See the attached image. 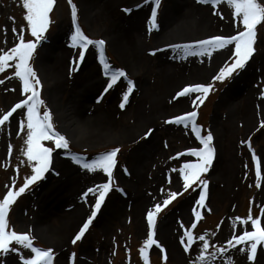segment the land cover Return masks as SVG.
Wrapping results in <instances>:
<instances>
[{
  "label": "rangeland",
  "instance_id": "rangeland-1",
  "mask_svg": "<svg viewBox=\"0 0 264 264\" xmlns=\"http://www.w3.org/2000/svg\"><path fill=\"white\" fill-rule=\"evenodd\" d=\"M105 1L72 0V3L76 6L80 29L90 39L105 41V58L113 70H123L126 78L121 77L112 88L104 91L109 77L104 74L99 50L90 45L83 61L79 60L80 49L73 47L71 41L74 31L71 6L68 0H56L45 38L37 44L30 65L42 85L40 96L44 105L40 108L41 114L44 110L50 111L55 129L60 132L63 128L58 116L71 107L83 127L73 136H68L65 130V138L69 141L67 150L56 149L52 142H43L46 147L54 149L50 169L11 206L10 229L28 233L36 247L51 248L53 264H73L70 260L73 253L74 264H143L139 249L147 238V211L153 210L158 203L162 204L168 193L179 191L183 194L162 207L156 215L154 238L164 251L155 245L148 249L150 264H258L264 258V245H258L252 262L248 261L247 252L239 251V245L223 254L218 249L227 248V240L233 232L237 235L242 232L243 228L235 218L246 219L250 208L253 218H260L264 227V216L261 215V208H264V127H261L264 122V96L261 95L264 92V22L256 28L255 52L245 68L219 82L212 78L225 62H230L234 46L212 51L210 55L186 54L183 47L176 46L192 45L189 51L198 52L196 42L199 40L234 35L238 21H234V9L226 2L213 9L197 0H185L189 8H193L188 15L185 8L184 12L182 8L173 10L169 0H160L156 27H152L149 23L154 6L152 0H122L112 4L108 14H102ZM260 2L264 4V0ZM25 14L22 0H0V48L7 51L18 42L13 28L17 33L24 30L26 42L34 40L24 19ZM197 23L207 25L197 28ZM117 25L130 32L135 30L131 41L136 42L138 48L133 59L121 50L120 42L113 37L112 27ZM239 30H243L242 26ZM59 60L62 62L60 87L52 93L57 84L51 76V62ZM10 63L14 65V62ZM88 64L93 67V76L90 77L86 76ZM14 71L13 66L0 72V81H3L0 83V116L26 98L22 96V84L14 76ZM166 76L174 83L166 85ZM93 80L98 85L95 90L87 91L90 94L85 102L83 98L79 100L78 113L69 103L78 91L86 88V83L89 85ZM129 80L134 87L121 108ZM196 83L214 84V90L203 104L194 105V95L174 99L183 87ZM247 109L252 112L250 125L245 120ZM193 110L198 113L195 123L201 128L202 135L208 131L213 134L212 163L202 174L207 181L204 208L195 205L202 189L184 191L178 172L184 163L196 162V157L177 155L201 145L190 125L166 123ZM139 113L148 119L138 127ZM107 115L110 123L104 126L94 120ZM25 116L26 110H17L9 122L0 126V198L8 190L6 185L16 190L23 185L25 177L31 175V165L22 154L26 147V129L21 132L19 127ZM149 129L151 134L145 137ZM249 138L251 150L261 163L260 187L256 186L255 162L246 143ZM9 144L12 146L11 155ZM113 148L120 151L113 170L112 190L84 236L72 244L95 203L93 194L84 198L83 193L106 182L107 178L102 172L82 168L71 157L78 155L90 162L98 154ZM146 151L143 155L142 152ZM224 167L233 173L230 183L224 175L221 176ZM63 171L75 178L79 187L69 189L67 186L56 196L49 195L46 201L49 192L61 182L59 173L62 175ZM194 208L201 213L198 221ZM71 217H77L76 222L63 235V223ZM191 223H196L195 229L191 228ZM247 230H252L250 223ZM185 231H192L194 237L187 252L181 243ZM201 235H205L211 245L204 253L206 259L203 261L199 259L203 247L199 241ZM29 255L28 250L20 248L18 252L0 255V264H22L20 256L27 258ZM165 255L166 260L163 259Z\"/></svg>",
  "mask_w": 264,
  "mask_h": 264
},
{
  "label": "snow or ice",
  "instance_id": "snow-or-ice-1",
  "mask_svg": "<svg viewBox=\"0 0 264 264\" xmlns=\"http://www.w3.org/2000/svg\"><path fill=\"white\" fill-rule=\"evenodd\" d=\"M152 2L154 6L151 8L149 23L152 27H156L155 22L160 0H152ZM197 2L201 4H209L213 9H216L221 3L226 2L234 9L233 18L234 21H238L236 25L237 31L234 35L227 37L216 35L197 41L196 45L199 47L198 52L189 51L193 47L192 45H177L176 47H183L185 53L190 55H210L212 51L234 46V50L229 57L230 62H225L224 66H222L218 73L212 78L213 81L223 82L238 70L244 69L247 62L254 55V45L257 36L256 28L261 22H264V4H262L260 0H197ZM55 3L56 0H22V6L26 10L24 19L30 28V34L34 40L26 42L23 38L24 30L21 29L20 32L17 33V30L13 28V32L17 35L18 42L15 43L13 47L7 49V51L0 48V72H4L6 69L14 66V76L21 81L22 96L26 97L12 106L5 114L0 116V126H4L9 122L10 117H12L17 110H26V123L25 120H21L19 127L21 132L26 129V147L22 154L27 158V161L31 165V175L25 177L23 185L16 190H13V188L6 185L8 190L6 194L0 198V255H7L10 252H18L20 248L26 249L29 251L30 255L27 258L20 256L22 264H53L54 253L51 248L42 249L34 246L33 238L28 233H18L15 230L10 229L8 217L11 206L33 183L41 180L44 177V174L49 171L54 149L46 147L43 142H52L56 149L67 150L69 148L68 139L55 129L52 122L53 118L51 112L48 110H44L42 114L40 112L41 106L44 105V101L40 96L42 85L37 73L30 65V59L37 44L45 38L44 34L50 25V13L54 8ZM68 3L71 6L74 25V31L71 35L72 46L80 49L78 53L80 61H83L85 51L90 45L99 50L100 63L103 66L104 74L109 77L106 82V87L104 88V91L107 92L108 89L112 88L121 77L126 78V73L123 70H113L111 68L103 52L105 41L102 39L93 40L84 34L77 23L76 6L72 3V0H68ZM125 11L128 12L131 11V9H125ZM221 18L223 17L221 16ZM241 26L243 28L242 31L239 30V27ZM10 62H14V65ZM0 83H3V81H0ZM133 87V82L129 80L127 91L123 93V102L120 104L121 108L124 107V102H127L128 96L132 92ZM213 90V83H196L183 87L182 90L176 93L174 99L177 97L194 95L195 99L193 100V104L198 106L199 104L204 103L207 95ZM261 95L264 96V92H262ZM197 115L198 113L194 110L188 111L182 116H176L173 119L166 121V123L183 124L185 127L190 125L191 131L195 134L196 139L201 145L200 147L190 148L186 153H178L177 155L196 157V162L184 163L179 168L178 172L183 180L184 191H187L190 188L193 191H195L196 188L202 189L199 192V198L195 200V205L199 208H204L207 181L202 178V174L208 171L209 166L212 163L214 155L213 134L211 131H208L206 135H202L201 128L195 123ZM261 127H264V122L261 123ZM151 131L152 130L149 129L145 133V137L149 136ZM17 134L19 135L20 133L18 132ZM246 143L251 150L250 138ZM11 151L12 146L9 144V155H11ZM119 151V148H113L109 151L98 154L95 159L90 162L78 155H73L71 157L73 162L80 165L82 168L90 172H102L107 178L106 182L88 188L87 191L83 193L84 198H87L89 194H93L95 196V203L92 207L91 214L71 241L72 244H75L84 236L93 219L101 209L106 195L112 190L113 170L117 165L116 157ZM251 151L252 160L255 162L256 186L260 187L261 163L260 159L256 156L255 151ZM245 167H247V165H245ZM173 171L176 170L174 169ZM14 184L15 181H13V186ZM182 194L183 193L179 191L170 192L167 194L168 198L164 199L162 204L158 203L154 206L153 210L147 211V238L143 241V245L139 249L143 264H150L147 250L151 249L153 245H155L161 252L164 251L162 246L159 245L158 241L154 238L156 215L162 210V207L167 206L173 199ZM193 212L198 221L201 218V213L196 211L195 208L193 209ZM261 215L264 216V208H261ZM235 221L242 226V232L239 235L233 232L231 238L227 240V248L220 247L218 252L223 254L229 248H236L239 245L241 246L239 251L247 252V259L252 262L256 258L258 245H264V227L261 226V219L253 218L250 208L246 219L236 217ZM249 223L252 228L251 231L247 230V225ZM191 228L195 229L196 223H191ZM185 239L187 241L186 243ZM199 241L203 244V247L200 250L201 254L199 259L203 261L206 259L204 253L208 251L211 245L205 235L199 236ZM181 243L184 245V250L187 252L194 243L192 231H185L183 233L181 236ZM13 245L19 246V248L13 247ZM209 255L214 256L215 254ZM163 259H167L166 255ZM70 260H72L74 264L75 253L71 255Z\"/></svg>",
  "mask_w": 264,
  "mask_h": 264
},
{
  "label": "bare ground",
  "instance_id": "bare-ground-1",
  "mask_svg": "<svg viewBox=\"0 0 264 264\" xmlns=\"http://www.w3.org/2000/svg\"><path fill=\"white\" fill-rule=\"evenodd\" d=\"M119 1L122 2V0H106L103 3V9L101 10V13L102 14H108L107 12H110V9L113 8L111 5L112 4H117V3H119ZM169 2H170V4H172L173 10L179 9V8H180L179 10H181V8H182V12H184L185 10H183V8H185L186 10H188V13H187L188 15L193 10V8L192 9L189 8V6L187 5L188 3L185 0H169ZM181 6H184V7H181ZM180 17L182 18L181 15H180ZM187 17H184V18H187ZM179 25H181V23H179ZM196 25H197L196 26L197 28H201V27L206 26L207 24H205V23L198 24L197 23ZM123 28H122V26H118V25L115 26V27H112L113 37L116 38L120 42L121 50L124 51V53L127 56H129L130 58L133 59L134 58V53L136 51V48H138L136 42H132L131 41V39H132L131 36L134 35L132 32H134L135 30L132 29V31L130 32L129 29H123ZM60 52L62 53V49L60 50ZM51 63H52L51 76L54 78V80L56 81V84H57L52 89V93H56L59 90V87H60V85H58V82H59L60 76H61L60 67L62 66V62H61V60H59V61H52ZM86 72H87L86 73L87 77H90L92 75L93 67L91 66V64L87 65ZM167 77L168 76H166V79H165L166 80V82H165L166 85L169 84V83H172L171 78L167 79ZM88 83L85 84L86 88H84V90H82L81 92L78 91V94L75 96V99L74 100L71 99V101L69 103V104H72L76 108V111L78 113H79V109H78L79 106H77V104L79 103V100H82V98H83V100L85 102L88 99V97H89V95H88L89 92H87V91L88 90H91V91L95 90L94 88L98 85V82L96 80L90 81V84L87 85ZM249 100H250V98L247 101H249ZM68 106H71V105H68ZM65 110H66V112L64 114H60L58 116L60 127L63 128L64 131L66 130L68 132V136H73L76 133H78L79 131H81V129H82L81 127H83V126H82V123L80 122V119L78 118V116L73 115V109L71 107H67ZM138 119L139 120H138L137 126L139 127L140 125H143V124H145L147 122L148 116H146V118H144L139 113V118ZM94 120L98 121V123L100 124L99 126H104V124L110 123V117H108V115L107 116H102L100 118H94ZM245 120H246V124L247 125L251 124L252 112L249 111L248 109L245 111ZM147 152L148 151H146L145 153L142 152V154L145 155ZM143 155H142V157H143ZM140 161H143V159H141ZM63 172H64V174H62V175L59 173V179L61 178V182L59 183V185H57L56 188H54L52 191L49 192L46 201H48L49 195H53V196L55 195L56 196V194H59V192H61L62 190H65V188L67 186H69V189L72 186H75L76 189L79 187V185L75 181L76 180L75 178H73L71 175L67 176L66 175L67 174L66 171H63ZM221 174H222L221 176L224 175L226 177L225 179H226L227 183H230V181L232 180V176H233V173L231 172V170L229 168L225 169V167H224V169L222 170ZM63 195H64V193H63ZM138 202H139V198H138ZM46 208L49 209V207H46ZM78 215H79V213H78ZM76 219H77V217L76 218L75 217H71V218L67 219V221H64V223H63V232H62L63 235L67 234V232L70 231L71 227L76 222ZM47 233H49V232H47ZM258 264H264V258H261L259 260Z\"/></svg>",
  "mask_w": 264,
  "mask_h": 264
},
{
  "label": "water",
  "instance_id": "water-1",
  "mask_svg": "<svg viewBox=\"0 0 264 264\" xmlns=\"http://www.w3.org/2000/svg\"><path fill=\"white\" fill-rule=\"evenodd\" d=\"M60 131H61V130H60ZM61 132H62V134L65 136V133H64L65 131H64L63 129H62V131H61Z\"/></svg>",
  "mask_w": 264,
  "mask_h": 264
}]
</instances>
